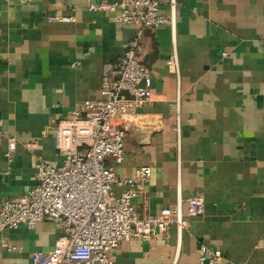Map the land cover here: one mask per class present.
I'll return each instance as SVG.
<instances>
[{
  "label": "crops",
  "instance_id": "obj_1",
  "mask_svg": "<svg viewBox=\"0 0 264 264\" xmlns=\"http://www.w3.org/2000/svg\"><path fill=\"white\" fill-rule=\"evenodd\" d=\"M89 1L119 0H0V204L35 185L39 163H60L52 133L43 130L99 98L104 64L138 30L89 10ZM160 1L167 16L169 0ZM175 3L173 32L141 28L137 55L150 71L151 101L126 123L115 173L151 168L132 199L139 217L178 196L184 210L193 198L202 207L179 246L171 226L167 237L120 242L112 264H201L200 244L231 264H264V0ZM58 234L49 220L3 230L0 264H33L31 255L51 250Z\"/></svg>",
  "mask_w": 264,
  "mask_h": 264
},
{
  "label": "built area",
  "instance_id": "obj_2",
  "mask_svg": "<svg viewBox=\"0 0 264 264\" xmlns=\"http://www.w3.org/2000/svg\"><path fill=\"white\" fill-rule=\"evenodd\" d=\"M160 5V0L88 2L89 10L111 12L123 23L138 25V30L124 53L104 64L99 98L84 100L43 130L44 135L52 133L60 163H39L35 185L0 204V233L21 225L34 228L43 220L59 228L54 247L32 254L33 264H112L120 242L167 237L171 226L179 246L189 217L201 211V199H191L184 210L178 196L173 205L139 217L132 199L149 181L151 168L141 166L128 177L115 173L124 154V127L151 101L150 71L137 55L141 28L168 25L174 30L175 0H169L167 16L160 14ZM174 109L179 133L178 100ZM13 142L9 139L10 147ZM116 186L122 187L118 195L114 194ZM1 244L8 250L18 249L4 240ZM198 261L231 264L220 250L205 244L199 246Z\"/></svg>",
  "mask_w": 264,
  "mask_h": 264
}]
</instances>
